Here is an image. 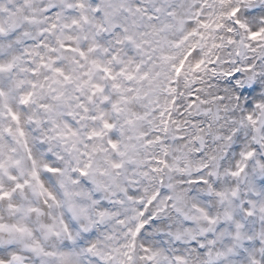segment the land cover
Masks as SVG:
<instances>
[{
	"label": "snow or ice",
	"instance_id": "snow-or-ice-1",
	"mask_svg": "<svg viewBox=\"0 0 264 264\" xmlns=\"http://www.w3.org/2000/svg\"><path fill=\"white\" fill-rule=\"evenodd\" d=\"M0 264H264V0H0Z\"/></svg>",
	"mask_w": 264,
	"mask_h": 264
}]
</instances>
